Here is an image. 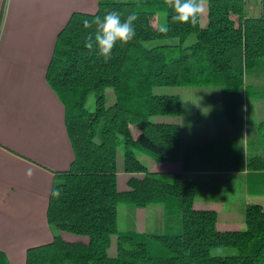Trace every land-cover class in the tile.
<instances>
[{
	"label": "trees",
	"instance_id": "1",
	"mask_svg": "<svg viewBox=\"0 0 264 264\" xmlns=\"http://www.w3.org/2000/svg\"><path fill=\"white\" fill-rule=\"evenodd\" d=\"M245 5V0H206V22L195 27L172 23L174 13L163 0H97L93 12H70L56 33L45 80L62 106L72 158L66 168L53 171L45 217L58 232L84 239L66 240L56 233L51 241L28 247L24 264H264V209L245 208L242 228L218 230L214 210L193 206L195 183L181 173L193 167V151L181 146L179 124L151 119L176 116L181 104L179 93L153 94L152 86L219 85L221 122L239 136L243 129L252 133L256 146L264 149V84L245 81L246 72L264 59V0L257 16L247 15ZM107 10L120 12L122 19L136 12L138 20L135 39L117 42L105 63L95 44L85 47L89 33L94 39L95 26L85 29L82 21L103 17ZM153 11L164 12L170 27L166 34L152 28L148 13ZM190 33L194 41L182 45ZM166 38L177 43L144 44ZM106 87L115 98L109 105L104 104ZM89 93L94 95L91 110L84 106ZM257 100L260 120L254 118ZM237 143L244 151L237 153L241 168L264 177L262 156L246 138ZM119 145L128 174L124 189L117 188ZM135 151L154 162H177L181 172L149 171ZM251 190L264 194V183ZM118 203L161 204L164 231H118ZM113 234L115 254L109 256ZM213 247H232L235 253L212 255ZM0 264H8L1 250Z\"/></svg>",
	"mask_w": 264,
	"mask_h": 264
},
{
	"label": "crops",
	"instance_id": "2",
	"mask_svg": "<svg viewBox=\"0 0 264 264\" xmlns=\"http://www.w3.org/2000/svg\"><path fill=\"white\" fill-rule=\"evenodd\" d=\"M245 1L247 15L251 7L259 13L260 0ZM96 5L97 0H0V250L8 264H24L28 247L47 243L56 233L69 240L50 227L45 217L53 171L66 168L72 158L62 106L45 80V69L56 33L70 12L90 13ZM261 72L264 76V60L247 74L250 83H260ZM257 105L254 118L260 120L262 110ZM202 114L195 110L184 120L175 116L159 120L179 124L181 146L193 151L191 170L181 172L177 162L144 164L149 171L181 172L192 179L196 186L193 206L214 210L218 230L240 229L245 208L264 209V194L251 190L264 183V177L258 175L260 171L241 168L234 147L239 137L246 138L263 161L264 149L256 146L252 133L245 129L239 136L215 115ZM122 172L121 178L116 172L118 189L125 188L128 176ZM120 221V232L160 233L164 208L161 204L137 209L124 206Z\"/></svg>",
	"mask_w": 264,
	"mask_h": 264
},
{
	"label": "rangeland",
	"instance_id": "3",
	"mask_svg": "<svg viewBox=\"0 0 264 264\" xmlns=\"http://www.w3.org/2000/svg\"><path fill=\"white\" fill-rule=\"evenodd\" d=\"M249 15L251 16H257L258 14L256 13V11L254 10L253 7H251L249 9ZM248 11V10H247ZM148 19L150 21L151 24H154V26H156V28H160V26L165 23V14L162 11H153L148 13ZM206 22V11L203 14V16L200 19L199 25L202 26L204 25ZM195 39V36L193 33H190L189 35L186 36V38L184 39V41H182V45H188L191 42H193ZM162 43H177V39L176 38H166V39H160V40H150V41H146L144 44L146 46H152V45H156V44H162ZM264 60V59H263ZM252 69V68H251ZM249 72H246L245 75V81L250 83L249 78L247 77V74ZM263 73H260V83H262V75ZM264 77V76H263ZM264 84V83H263ZM217 89H220L221 91V87L219 85H215V84H190V85H184V86H180V85H169V86H152L151 88V92L153 94L156 93H170V92H185V95H181L180 97L183 99V97L185 96V99L181 100V104H180V112L178 114V116H175L178 120H184L185 116H188L189 111H200L201 114L202 113H209L210 115L214 116L216 115L217 118L220 119V117H222L220 115V101H218L217 97H216V93H217ZM186 98H188V100L186 101ZM114 93L111 87H106L104 88V104L105 105H109L111 103L114 102ZM93 102H94V95L93 93H89L86 101H85V108L88 110H91L93 108ZM258 103V108H260L262 110V105H261V101L257 100L256 101ZM263 113V111H262ZM203 116V114H202ZM215 116V117H216ZM163 118H172L171 116H167V115H162V116H152L151 119L152 120H160ZM222 119V118H221ZM99 129H100V123L96 124L95 128H94V140H98L99 138ZM132 129V133L135 134V132L137 131V127L135 125H133L131 127ZM237 153H244V151L242 152L241 147L239 146V143H237V147L235 148ZM136 152V156L146 165L149 166L150 163H152V160L142 154L140 151H135ZM239 155V154H238ZM240 157V155H239ZM115 161H116V172H118V176L119 178L123 177L122 174H124L122 172V170H120L121 165H122V145H119L116 148V157H115ZM139 175V174H137ZM126 185H123V188ZM117 188H120V183H117ZM124 206H128L131 207L132 209H137L140 207H133L129 204H124V203H118L117 205V221L120 224V219H121V210L122 207ZM61 233L68 238L69 240H74V239H84V236L79 235V234H75L72 232H67V231H61ZM114 241H115V234L110 236V241H109V245L107 247L106 253L111 256L115 254V246H114ZM235 253V249L232 247H213L210 249V254L212 255H228V254H234Z\"/></svg>",
	"mask_w": 264,
	"mask_h": 264
},
{
	"label": "clouds",
	"instance_id": "4",
	"mask_svg": "<svg viewBox=\"0 0 264 264\" xmlns=\"http://www.w3.org/2000/svg\"><path fill=\"white\" fill-rule=\"evenodd\" d=\"M163 2L174 13L171 16L172 23L189 24L195 27L206 11V0H163ZM121 17L120 12L107 10L103 17L97 15L82 21L85 29H92L95 26L94 39L92 33H89L85 47L92 49L95 44L98 55L103 58L105 63L111 60L117 42L126 45L136 37L137 13L132 12L124 19ZM169 30L167 22L159 28L163 34ZM30 175L31 172H29ZM59 194V189L52 193L54 197H58Z\"/></svg>",
	"mask_w": 264,
	"mask_h": 264
}]
</instances>
